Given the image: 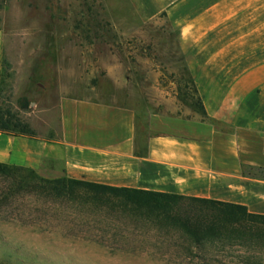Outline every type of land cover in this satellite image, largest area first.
<instances>
[{"label": "crops", "instance_id": "obj_1", "mask_svg": "<svg viewBox=\"0 0 264 264\" xmlns=\"http://www.w3.org/2000/svg\"><path fill=\"white\" fill-rule=\"evenodd\" d=\"M127 1L141 22L163 18L176 33L204 113L182 116L142 89L120 102L65 88L56 135L0 130V163L264 214V0ZM3 59L0 30V80Z\"/></svg>", "mask_w": 264, "mask_h": 264}, {"label": "rangeland", "instance_id": "obj_2", "mask_svg": "<svg viewBox=\"0 0 264 264\" xmlns=\"http://www.w3.org/2000/svg\"><path fill=\"white\" fill-rule=\"evenodd\" d=\"M0 30V110L35 135H56L65 88L120 102L131 90L139 100L142 89L148 99L172 98L177 114L201 113L176 33L163 18L141 22L127 0H0ZM138 129L149 133L144 118ZM9 186L0 175V264H264V242L230 251L207 245L186 259L136 251L134 239L113 235L108 213L82 198Z\"/></svg>", "mask_w": 264, "mask_h": 264}, {"label": "trees", "instance_id": "obj_3", "mask_svg": "<svg viewBox=\"0 0 264 264\" xmlns=\"http://www.w3.org/2000/svg\"><path fill=\"white\" fill-rule=\"evenodd\" d=\"M198 105L204 113L199 97ZM0 130L35 135L17 115L2 110ZM0 175L10 181L11 192L18 188L67 201L82 198L84 204L108 213L113 235L134 239L131 248L136 251L153 249L186 259L198 256L195 250L207 245L230 251L238 249L239 242H264V214L249 212L245 205L71 177L47 179L34 169L4 163H0Z\"/></svg>", "mask_w": 264, "mask_h": 264}]
</instances>
